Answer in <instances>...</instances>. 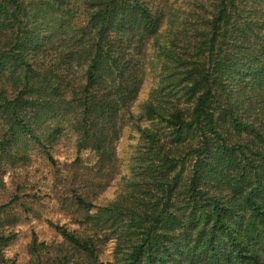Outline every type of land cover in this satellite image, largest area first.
Instances as JSON below:
<instances>
[{"label":"trees","instance_id":"1","mask_svg":"<svg viewBox=\"0 0 264 264\" xmlns=\"http://www.w3.org/2000/svg\"><path fill=\"white\" fill-rule=\"evenodd\" d=\"M194 1L191 34L174 22L165 34L166 0H0V165L26 159V137L44 148L32 128L47 122L46 141L67 127L95 157L64 165L57 199L83 233L54 226L71 248L56 264H98L109 241L114 264H264V125L251 119L264 114V0ZM153 64L158 86L135 116ZM128 124L129 180L97 206Z\"/></svg>","mask_w":264,"mask_h":264},{"label":"rangeland","instance_id":"2","mask_svg":"<svg viewBox=\"0 0 264 264\" xmlns=\"http://www.w3.org/2000/svg\"><path fill=\"white\" fill-rule=\"evenodd\" d=\"M166 2L167 19L162 27L164 33L170 30L169 26L174 22L175 26L184 25L190 28L187 32L191 34L196 27L194 22L197 14L204 12L193 0H166ZM40 11L42 14L39 19L43 20L48 15L49 8H41ZM176 31H178L177 27L174 29V32ZM162 41H165L164 37ZM147 52L150 55L153 51ZM161 70L159 64H153V67L149 65L146 68L143 85L131 107L135 116L141 114V106L149 99L151 91L158 86ZM258 112L256 113L258 116L251 119L254 118L256 124L264 125V114ZM140 125L142 128L149 126L145 120H141ZM55 126L54 122H47L38 128L33 127L32 130L41 137L44 148L30 141V145L24 149L22 144L27 140L26 137L23 143L15 148V153L26 155V159L15 164L4 162L0 165V180L3 184L0 188V233L8 238V245L0 249V264L13 262L14 264H56L62 255L71 252V248L54 226L63 227L69 232L78 230L79 233H83L75 223V217L68 209L69 206L64 205L69 202L63 199L59 201L57 196L66 197L65 183L62 179L69 178L71 170H66L64 165L70 164L77 157L84 164L92 165L95 157L88 151L77 153L75 136L67 127H62L63 131L57 138L46 141L47 135ZM4 128L0 125V133ZM139 139L140 132L137 126L128 124L122 129L116 144L119 174L99 195L95 205H109L123 193L124 184L130 177L129 169ZM46 154L53 160L55 167ZM113 246V242L109 241L101 247L98 264H114Z\"/></svg>","mask_w":264,"mask_h":264}]
</instances>
